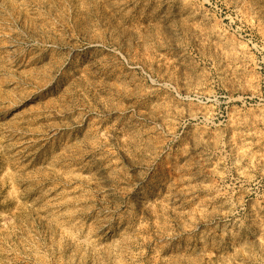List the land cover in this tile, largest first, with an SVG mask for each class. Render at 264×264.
<instances>
[{
  "label": "rangeland",
  "instance_id": "374dc122",
  "mask_svg": "<svg viewBox=\"0 0 264 264\" xmlns=\"http://www.w3.org/2000/svg\"><path fill=\"white\" fill-rule=\"evenodd\" d=\"M0 264H264V0H0Z\"/></svg>",
  "mask_w": 264,
  "mask_h": 264
}]
</instances>
